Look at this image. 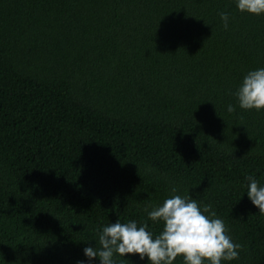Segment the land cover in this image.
<instances>
[{
	"label": "trees",
	"instance_id": "1",
	"mask_svg": "<svg viewBox=\"0 0 264 264\" xmlns=\"http://www.w3.org/2000/svg\"><path fill=\"white\" fill-rule=\"evenodd\" d=\"M260 68L264 14L237 0H0V264H99L83 250L103 227L155 238L148 213L173 195L211 204L241 245L221 264H264L247 195L264 109L235 95Z\"/></svg>",
	"mask_w": 264,
	"mask_h": 264
},
{
	"label": "clouds",
	"instance_id": "2",
	"mask_svg": "<svg viewBox=\"0 0 264 264\" xmlns=\"http://www.w3.org/2000/svg\"><path fill=\"white\" fill-rule=\"evenodd\" d=\"M237 7L241 12L264 14V0H237ZM220 18L227 29L228 13L221 12ZM235 95L242 109H264V68L248 72ZM227 111L234 112V106L228 105ZM247 179L248 198L264 215V187L258 186L254 177ZM148 217L164 222L163 231L155 238L146 230L147 224L138 227L134 220L127 223L117 220L103 227L98 244L85 247L84 255L89 261L98 258L99 264H115L114 254L121 257L138 254L141 260L147 257L148 264H173L178 256L184 257L185 264H205V261L221 264L222 260L238 259L241 245L232 242L211 204H203L190 195H173L162 206L154 207Z\"/></svg>",
	"mask_w": 264,
	"mask_h": 264
}]
</instances>
